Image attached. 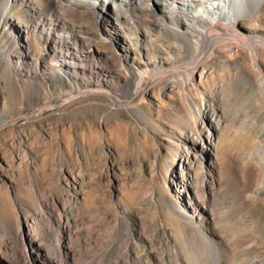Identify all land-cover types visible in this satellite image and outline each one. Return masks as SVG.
I'll return each instance as SVG.
<instances>
[{
  "label": "rangeland",
  "instance_id": "1",
  "mask_svg": "<svg viewBox=\"0 0 264 264\" xmlns=\"http://www.w3.org/2000/svg\"><path fill=\"white\" fill-rule=\"evenodd\" d=\"M162 4L0 0V264H264V49Z\"/></svg>",
  "mask_w": 264,
  "mask_h": 264
},
{
  "label": "bare ground",
  "instance_id": "2",
  "mask_svg": "<svg viewBox=\"0 0 264 264\" xmlns=\"http://www.w3.org/2000/svg\"><path fill=\"white\" fill-rule=\"evenodd\" d=\"M138 2L139 0H127ZM163 2L162 12L168 15L170 36L186 41L193 39L195 53L182 54V59L190 56L197 59L202 55H210L218 44L236 45L246 49L256 56L257 48L264 49V37L253 33L247 35L239 31L241 19L256 20L259 7L264 0H156ZM158 3V2H157ZM184 21L188 26L181 29L180 23ZM204 24V25H202ZM249 28V27H247ZM250 29V28H249ZM175 35H174V34ZM178 60V58H176ZM66 61H60L57 69L67 77H73L74 68ZM155 66V65H154ZM175 69L174 66L164 67L158 65L148 72H140L137 92H141L149 79L159 77L166 71ZM150 81V80H149ZM264 86V83L262 84ZM206 145L214 144V138L210 134ZM202 144V149H205ZM189 166V165H188ZM51 264V263H50Z\"/></svg>",
  "mask_w": 264,
  "mask_h": 264
}]
</instances>
